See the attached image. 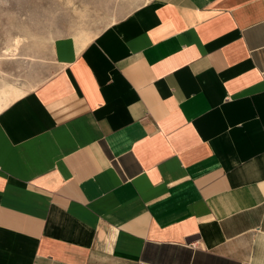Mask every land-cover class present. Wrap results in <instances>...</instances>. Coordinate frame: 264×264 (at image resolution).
Wrapping results in <instances>:
<instances>
[{"label": "crops", "instance_id": "0c3cea01", "mask_svg": "<svg viewBox=\"0 0 264 264\" xmlns=\"http://www.w3.org/2000/svg\"><path fill=\"white\" fill-rule=\"evenodd\" d=\"M0 105V264H264V0H151Z\"/></svg>", "mask_w": 264, "mask_h": 264}, {"label": "rangeland", "instance_id": "374dc122", "mask_svg": "<svg viewBox=\"0 0 264 264\" xmlns=\"http://www.w3.org/2000/svg\"><path fill=\"white\" fill-rule=\"evenodd\" d=\"M149 1L0 0V105L50 75L56 41L84 43Z\"/></svg>", "mask_w": 264, "mask_h": 264}, {"label": "bare ground", "instance_id": "6f19581e", "mask_svg": "<svg viewBox=\"0 0 264 264\" xmlns=\"http://www.w3.org/2000/svg\"><path fill=\"white\" fill-rule=\"evenodd\" d=\"M16 43H17V40H16ZM11 49H15V47L14 48H9V47H6L4 50H3V52H6L7 53V51H10Z\"/></svg>", "mask_w": 264, "mask_h": 264}, {"label": "built area", "instance_id": "2783aa9c", "mask_svg": "<svg viewBox=\"0 0 264 264\" xmlns=\"http://www.w3.org/2000/svg\"><path fill=\"white\" fill-rule=\"evenodd\" d=\"M137 264H147V263H144V262H139V263H137Z\"/></svg>", "mask_w": 264, "mask_h": 264}]
</instances>
